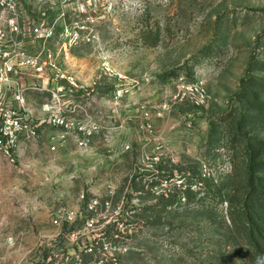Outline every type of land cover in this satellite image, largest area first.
Instances as JSON below:
<instances>
[{
    "label": "rangeland",
    "instance_id": "374dc122",
    "mask_svg": "<svg viewBox=\"0 0 264 264\" xmlns=\"http://www.w3.org/2000/svg\"><path fill=\"white\" fill-rule=\"evenodd\" d=\"M16 13L54 29L49 47L91 117L99 98L89 143L102 160L57 204L77 208L74 222L55 226L23 215L53 204L19 198L18 164L0 155V264H246L230 222L256 152L244 135L264 142L260 114L239 97L246 86L264 104L251 85L264 82V0H29L6 16Z\"/></svg>",
    "mask_w": 264,
    "mask_h": 264
},
{
    "label": "built area",
    "instance_id": "2783aa9c",
    "mask_svg": "<svg viewBox=\"0 0 264 264\" xmlns=\"http://www.w3.org/2000/svg\"><path fill=\"white\" fill-rule=\"evenodd\" d=\"M29 0H0V155L10 164L17 163V149L21 139L35 140L39 137V128L50 124L59 128V136L53 137L52 150L57 144H64L72 138L79 148L88 146L90 137L101 127L91 117L82 115V109L67 99L80 89L76 80L68 76L64 62L59 61L60 54L53 51L49 44L54 37V29L43 20L35 26L26 15L16 13L13 18L6 12L15 10ZM70 43L78 45L79 33L64 32ZM61 52L68 51L64 44ZM21 76H29L40 81V86L27 87L18 82ZM29 90L48 91L51 101L42 107L44 118L37 120L28 108L26 94ZM195 91L203 98L205 91L197 86ZM98 200L89 203L86 211L96 213ZM78 212L61 209L55 214L53 224H71Z\"/></svg>",
    "mask_w": 264,
    "mask_h": 264
},
{
    "label": "crops",
    "instance_id": "0c3cea01",
    "mask_svg": "<svg viewBox=\"0 0 264 264\" xmlns=\"http://www.w3.org/2000/svg\"><path fill=\"white\" fill-rule=\"evenodd\" d=\"M18 82L27 87L40 86V81L29 76L19 77ZM43 93L50 94L48 91L36 90H29L26 94L27 106L37 120L45 116L42 107L46 103L41 102L42 99L39 96ZM67 99L80 106L82 115L87 113L86 116L91 117L89 111L86 110L88 105L84 104L86 101L84 94H78V91L74 95L68 93ZM93 101V117L91 118L100 126L101 102L96 97ZM38 131L37 139L30 141L21 139L18 145L16 164L19 168L18 180L21 182V188L17 190L16 195L23 200L38 198L39 204L44 206L53 204V206L46 207L42 211L38 209L24 210L22 213L27 216L29 222L46 221L48 215L54 219L55 214L62 209L57 204L61 203L65 194L67 195L66 191L71 193V190L76 189L79 179L88 183L94 181L96 176L101 173V154L99 152L96 155L95 145L91 146V143H88L87 148L82 149L72 138H68L62 146L57 144L56 149L52 150L54 143L51 139L59 136L61 130L53 125L43 124ZM95 136L96 133L93 139ZM68 188L69 190H67ZM65 209L73 212L78 211L75 206H68ZM6 213L8 219L3 221L5 225L17 220L16 215L19 213L16 210L6 211Z\"/></svg>",
    "mask_w": 264,
    "mask_h": 264
},
{
    "label": "trees",
    "instance_id": "16d2710c",
    "mask_svg": "<svg viewBox=\"0 0 264 264\" xmlns=\"http://www.w3.org/2000/svg\"><path fill=\"white\" fill-rule=\"evenodd\" d=\"M251 85L264 91V82L252 79ZM239 97L255 105L260 117L254 118V123H263L264 104L257 103V94L243 86ZM244 137L247 146L256 152L252 156L253 167L246 175L247 191L244 205L231 214L230 226L242 239L247 252L246 264H264V160L260 161L261 152L264 153V142L249 138L247 135Z\"/></svg>",
    "mask_w": 264,
    "mask_h": 264
}]
</instances>
